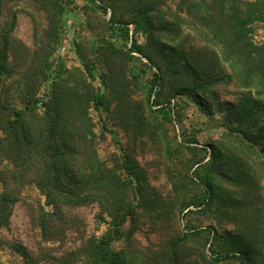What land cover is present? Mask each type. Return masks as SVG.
<instances>
[{"label": "trees", "instance_id": "16d2710c", "mask_svg": "<svg viewBox=\"0 0 264 264\" xmlns=\"http://www.w3.org/2000/svg\"><path fill=\"white\" fill-rule=\"evenodd\" d=\"M9 1L15 0H0V19ZM33 1L45 16L42 43L46 44L36 52L41 66H32L22 74L15 88L16 105L0 119V156L13 176L20 181L30 178L44 197L45 207L50 210L39 220L42 235L50 232L53 218L58 230L67 223L65 218L71 210L96 204L107 220V230L75 251L83 264H182L186 258L191 264L229 260L264 264V196L259 186V178L264 175V157L260 156L264 155V43L254 44L250 28L255 22L264 23V2L86 0L103 12L111 11V41L96 51L103 65L114 66L115 58L131 65L134 53L139 55V63L154 71L146 91L148 119L141 112L130 116V107H121L119 113L129 115L138 135L164 143L163 125L171 123V101L178 97L188 99L205 115L217 112L224 116L228 141L209 145L210 151L205 150L209 159L204 162L203 156L196 161L203 173L195 170L193 178L202 186V194H178L177 198L180 218L193 207L212 211L215 218L237 226L224 231L211 228L217 245V250H210L215 255L211 258L205 252V230L189 226L157 252L142 254L132 247L138 212L152 211L162 202L152 195L139 166L111 130L107 132L122 153L120 170L125 176L100 161L88 109L93 104L95 109L109 112L104 74L84 58L80 59L84 79L72 80L57 69L61 59L52 57L64 33L66 0ZM129 26L133 27V35L144 37L143 44L130 37ZM185 27H190L187 29L194 36L184 35ZM129 40L131 46L124 51L123 43ZM7 49V34L0 20V81L11 76ZM130 75L138 79L134 70ZM34 79L46 80V95L36 96L30 84ZM97 80L103 93H95L90 84ZM230 84L240 90L238 99L220 102L215 89ZM1 189L0 228L12 198L6 181L0 183ZM196 240H203V247L184 253L188 243ZM118 241L126 246L116 249ZM9 248L31 263L25 247L10 244Z\"/></svg>", "mask_w": 264, "mask_h": 264}, {"label": "rangeland", "instance_id": "374dc122", "mask_svg": "<svg viewBox=\"0 0 264 264\" xmlns=\"http://www.w3.org/2000/svg\"><path fill=\"white\" fill-rule=\"evenodd\" d=\"M110 15L109 9L103 12L86 0H66L63 15L64 33L52 58L56 55L60 57L61 63L57 69L72 80L84 79L80 65V59L83 58L93 62L94 68L104 74L107 84L105 92L98 80L90 84L95 93L104 92L109 112L97 110L93 104H90L88 109L96 135L98 157L108 168L125 176L120 170L122 153L113 145L107 132L111 130L129 157L139 166L152 195L162 202L152 211L138 212L132 247L142 254L149 250L157 252L168 240L186 232L185 226H189L195 230H205V252L214 258L215 255L210 250H217V245L214 244L211 228L224 231L235 229L237 226L215 218L212 211H197L193 207L190 208L191 212L180 218L177 216V198L178 194H202V186L193 178L195 170L203 173L199 168L201 164H196V161L203 156L204 162L209 159L208 153L205 154V150L210 151L209 145H221L228 141L225 137L228 132L224 116L217 112L205 115L188 99L178 97L171 101L174 107L171 123L163 125L166 139L164 143L138 135L129 115L141 112L148 119L146 91L154 71L139 63V55L134 53L131 54L135 58L131 65L125 64V61L119 58L113 59L114 66L103 65L96 51L100 50L101 44L111 41L108 37ZM0 20L3 32L7 34V66L11 71L10 77H3L0 81V119H4L16 105L13 101L15 88L22 74L32 66H41L37 62L36 52L39 46L46 44L42 41L47 24L43 12L36 7L33 0L7 2L2 9ZM128 28L130 37L133 36L138 44H143L144 37L133 35L132 26ZM185 28L184 35L194 36L193 32L187 29L190 27ZM250 28L254 44H263L264 23L255 22ZM123 45V50L126 51L131 46V40ZM38 57L40 61V56ZM141 61L147 64L144 59ZM132 70L138 77L137 80L131 77ZM30 84L34 86L33 92L36 96L47 94L48 85L45 79H34ZM215 90L220 102H236L240 93V90L231 84L221 85ZM123 106L130 107L129 115H119ZM260 156L264 157L262 153ZM9 170V165L0 156V183L6 181L7 190L12 195L6 208V221L0 228V264H27L9 248L10 244L25 247L30 253V264H83L74 255L75 251L86 240L101 236L107 230V220L101 215L99 207L91 204L71 210L65 218L67 223L58 230L57 220L53 218L50 232L43 236L39 220L50 210L45 207L44 197L30 178L20 181ZM259 179L260 193L264 196V175ZM224 186L231 188L227 184ZM203 244V240L190 242L184 253L199 251ZM125 246L124 241L115 243L116 249ZM186 256L184 254V257ZM182 264L191 262L186 258ZM220 264L239 263L229 260Z\"/></svg>", "mask_w": 264, "mask_h": 264}]
</instances>
